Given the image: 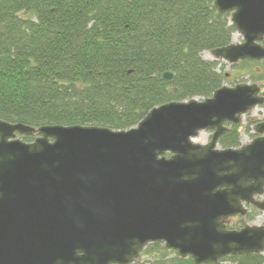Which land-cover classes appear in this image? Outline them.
I'll use <instances>...</instances> for the list:
<instances>
[{"label":"water","instance_id":"water-1","mask_svg":"<svg viewBox=\"0 0 264 264\" xmlns=\"http://www.w3.org/2000/svg\"><path fill=\"white\" fill-rule=\"evenodd\" d=\"M212 1L243 39L213 60H264V0ZM262 104L259 85L240 83L157 106L128 130L0 119V264H132L151 243L194 264L264 254V225L227 228L245 205L264 212V121L250 143L219 148Z\"/></svg>","mask_w":264,"mask_h":264},{"label":"trees","instance_id":"trees-1","mask_svg":"<svg viewBox=\"0 0 264 264\" xmlns=\"http://www.w3.org/2000/svg\"><path fill=\"white\" fill-rule=\"evenodd\" d=\"M230 16L212 0H0V119L128 130L162 104L205 100L230 81L223 61L202 55L233 43ZM236 68L247 82H264V60ZM219 146H241L239 125H229ZM144 254L149 260L142 264H194L161 243ZM226 261L264 264V255L207 264Z\"/></svg>","mask_w":264,"mask_h":264},{"label":"rangeland","instance_id":"rangeland-1","mask_svg":"<svg viewBox=\"0 0 264 264\" xmlns=\"http://www.w3.org/2000/svg\"><path fill=\"white\" fill-rule=\"evenodd\" d=\"M242 41H243L242 37L237 32H235V34L233 35V43L239 44ZM202 55L207 60L213 59V55L211 51H205L203 52ZM224 63L226 64L225 72L230 73L229 75L230 81H227L225 85L235 86L240 83H245L249 80L248 76L245 74L246 72L245 70L239 69V68L233 69L234 65H230L229 63H226V62ZM237 65H239V63H237ZM256 66L260 67L261 64L255 65L253 66V68H256ZM259 85L262 88V95H264V82L260 83ZM262 121H264V104L259 105L258 107L250 111L249 114H246L243 116L242 122L239 124V129H240V134H241V145L248 144L257 136L255 126L257 123L262 122ZM212 133L213 131H203L200 133L199 136H201V139L203 140L202 144H207L211 141ZM235 223H238L242 227L246 224L264 225V212L257 213L252 221H248V219L245 217H238L232 220L231 222V224H235ZM161 244L162 246H164L163 243ZM147 246H150V244H148ZM144 252H145V249L143 250L140 258L133 264H142L143 262L149 260V258L144 254ZM225 264H229V261H226Z\"/></svg>","mask_w":264,"mask_h":264},{"label":"flooded vegetation","instance_id":"flooded-vegetation-1","mask_svg":"<svg viewBox=\"0 0 264 264\" xmlns=\"http://www.w3.org/2000/svg\"><path fill=\"white\" fill-rule=\"evenodd\" d=\"M258 201H264V194L262 195V196H258L257 198H256ZM245 207L247 208V214H246V216H244L245 218L247 217V215L250 213V212H252L253 210H255L257 213H259V212H262V211H260L258 208H256L254 205H245ZM238 217H242V216H237V217H233V218H230L229 219V221H228V223H227V226H229V225H231V222H232V220H234V219H236V218H238ZM247 225V224H246ZM246 225H244V226H246ZM256 225V224H255ZM232 226V225H231ZM243 226V227H244ZM243 227H241L240 229H242ZM240 229H236V230H240ZM135 263V262H134ZM133 264V263H132Z\"/></svg>","mask_w":264,"mask_h":264},{"label":"bare ground","instance_id":"bare-ground-1","mask_svg":"<svg viewBox=\"0 0 264 264\" xmlns=\"http://www.w3.org/2000/svg\"><path fill=\"white\" fill-rule=\"evenodd\" d=\"M195 141L196 142H199V143H202L203 142V140L201 139V136H199Z\"/></svg>","mask_w":264,"mask_h":264}]
</instances>
